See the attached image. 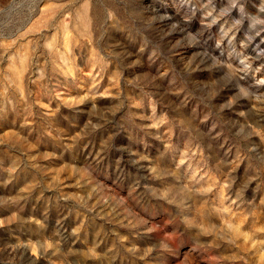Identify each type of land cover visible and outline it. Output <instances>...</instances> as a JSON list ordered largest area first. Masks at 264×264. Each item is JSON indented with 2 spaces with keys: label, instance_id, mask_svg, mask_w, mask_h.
<instances>
[{
  "label": "rangeland",
  "instance_id": "obj_1",
  "mask_svg": "<svg viewBox=\"0 0 264 264\" xmlns=\"http://www.w3.org/2000/svg\"><path fill=\"white\" fill-rule=\"evenodd\" d=\"M0 264H264V0H0Z\"/></svg>",
  "mask_w": 264,
  "mask_h": 264
}]
</instances>
